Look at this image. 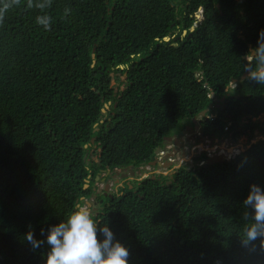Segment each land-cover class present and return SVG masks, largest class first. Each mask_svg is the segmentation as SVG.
Returning <instances> with one entry per match:
<instances>
[{
  "label": "trees",
  "instance_id": "1",
  "mask_svg": "<svg viewBox=\"0 0 264 264\" xmlns=\"http://www.w3.org/2000/svg\"><path fill=\"white\" fill-rule=\"evenodd\" d=\"M38 2L0 0V264H44L49 246L33 248L29 234L44 240L92 198L96 177L149 166L205 110V131L249 147L133 182L94 216L128 264H264L260 242L240 239L249 185L264 186V84L247 72L264 0ZM112 74H126L113 102Z\"/></svg>",
  "mask_w": 264,
  "mask_h": 264
},
{
  "label": "clouds",
  "instance_id": "2",
  "mask_svg": "<svg viewBox=\"0 0 264 264\" xmlns=\"http://www.w3.org/2000/svg\"><path fill=\"white\" fill-rule=\"evenodd\" d=\"M31 6L32 5L29 4V7ZM8 7V4L0 7V16L4 14ZM35 7L46 9L49 7L48 0H40ZM64 11L65 14H67L68 9L66 8ZM202 19L201 10L198 14V20L202 21ZM50 20L51 18L47 14L38 15L36 17V23L42 25L44 28L49 27ZM247 55V60L252 59L254 61V66L247 69L249 78L255 83L264 84V29L258 32L256 45L249 49ZM235 83L236 82H233L231 87H234ZM255 135L257 136V134ZM222 138L229 139L225 137ZM200 146L204 150L215 149L213 146L210 148H206L203 144ZM166 148L165 150L160 148L159 154L156 155V163L158 162L157 159H159V156L166 153ZM195 151L197 152L195 153V156L199 153L200 155L205 153L207 157V152L193 150V152ZM234 152L236 151L233 150V153ZM240 152L242 151H238L237 153H234L235 155H231L222 151L220 153L212 154L210 157H207V160L213 156L223 155L224 158L229 161ZM228 156L231 157L228 158ZM191 158H189L190 161H192ZM169 161L173 164V160L168 159V157H166L164 163L168 164ZM159 164L160 163H157L156 165L159 166ZM156 165L153 166L150 164L149 167L155 169ZM123 169L124 170L116 169L114 171H106V174L115 173L119 170L120 173L122 172L118 175L119 178V176L127 174L124 173L126 168ZM144 174L143 177L146 176V178L149 177L147 174L151 175L149 172H145ZM96 178L98 179L100 176ZM89 182H87L88 187ZM97 199L98 198L96 197V201H98ZM102 201L103 200L99 203ZM242 205L245 209L243 214L244 220L248 223L243 229V238H240L241 242L245 246H248L253 242L259 241L261 249L264 250V186L256 183L250 184L247 195L242 201ZM41 235L44 236V240H35L31 234H29L27 238L33 248L39 247L45 242L49 246L44 264H128V248L115 238L113 231L107 223L103 226L101 225V222L94 216L93 210L86 204L76 205L73 211L65 218L60 219L58 223L50 225L47 228L46 235L42 229Z\"/></svg>",
  "mask_w": 264,
  "mask_h": 264
},
{
  "label": "rangeland",
  "instance_id": "3",
  "mask_svg": "<svg viewBox=\"0 0 264 264\" xmlns=\"http://www.w3.org/2000/svg\"><path fill=\"white\" fill-rule=\"evenodd\" d=\"M177 34V33H176ZM178 38H181V36L177 37ZM125 76L122 75V74H112L111 75V81H110V84L108 85V90H109V95H110V100H112L111 102H113V99L116 98V96L118 95V92L119 91H122L124 89V81H125ZM262 120H264V115L261 117ZM202 120L201 119V116L200 117H197L196 118V123L198 121ZM185 124V125H184ZM184 127H180L179 129H184L186 124L187 125H193V120L191 122L189 121H186L184 122ZM189 127V126H188ZM189 131V130H188ZM186 131V133L184 134V137H187L189 136V132ZM191 132V130H190ZM259 133V132H258ZM257 133V136L256 138L254 139V141L260 139V135ZM202 134V133H201ZM222 139V138H221ZM201 142L202 144L205 146V143L206 142H209V143H214V141H212L211 138H208L207 136L202 138L201 139ZM187 143H191L189 141H187ZM220 143V147L224 148L225 150V153L226 154H231V155H235L234 153H237L238 151H244L248 148L249 146V143L247 142V139L246 138H241L239 139V141H237L236 143L235 142H231V140L229 139H222L219 141ZM193 145V143H192ZM189 145H185L184 147H187L188 148ZM170 146H168L166 148V151L169 149ZM233 150H235L236 152L233 153ZM197 153V152H196ZM166 153L165 154H161L159 156V159H158V162L160 163H163V159L166 158ZM191 156L195 157V153L192 152L191 153ZM91 157L96 160V156L95 154H91ZM171 158L168 156V159ZM175 158V162L176 163H179L178 166H176L175 168L177 169L180 164H183L181 166H188L189 168L190 167H193L194 166V163L193 161H190L187 157V159H180L177 155L174 156ZM164 166L167 165V163H163ZM173 165V164H172ZM141 173H138L136 174L134 180L136 179H141L145 174V172H149V174H151L154 170V168H151L149 166H146V167H142L141 169ZM162 171V170H160ZM124 173H128L127 170L124 171ZM121 174L119 170H117L115 173H102L100 178H98L97 180H95V184H93L94 188H95V194L92 196V198L88 201L84 200V204L90 206V208L93 210V214L95 215L99 209L103 206L101 203H99L98 201H96V197L97 198H100L101 200H104L105 196L106 195H119L120 193V190L121 189H124V186H125V182L124 181H121V178L119 177L118 179V175ZM147 176H150L147 174ZM130 177V176H129ZM103 178V179H102ZM126 178V177H124ZM102 179V180H101ZM120 180V183H118V181ZM107 184L110 185L107 187ZM116 184V185H115ZM87 202L89 204H87ZM97 209V210H96Z\"/></svg>",
  "mask_w": 264,
  "mask_h": 264
},
{
  "label": "flooded vegetation",
  "instance_id": "4",
  "mask_svg": "<svg viewBox=\"0 0 264 264\" xmlns=\"http://www.w3.org/2000/svg\"><path fill=\"white\" fill-rule=\"evenodd\" d=\"M190 130H191V132H190ZM186 131H188L190 134H189V136L184 137V134L186 133ZM203 133H209V132H207V131H205L203 129L202 120H200L197 123H194L193 122V125H187L186 124V126H185L184 129H179L177 132H175L172 135H170L169 137H167V138H170L171 140H165V144H164L165 145V148L168 147V146H170L169 149L166 151V154H167L166 157H168V156L171 157L169 159H172L173 160V165H171V166H169L167 168H164V166L162 164L165 162V160H166V158H165V159H163V163L157 162V163H160V164H159V166L156 165V168L153 170V172L151 173L150 176H152L154 178L155 176L160 177V175H162V176L163 175L164 176H166V175H168V176L173 175L174 172H175V170H176L175 167L178 166V164H179V163H176L174 161L175 160L174 156L177 155L180 159H187V158L189 159V158H191L192 157L191 156V153L194 150L193 147L200 146L202 144L201 139L204 138V137H206V135L204 136ZM210 138L212 139V141H214V143L213 142L212 143L206 142L205 143V147L206 148H210L212 146L213 147H215V146L218 147V148L214 149L215 151L210 152L211 155L214 154V153H220L222 151H225L224 148H222V147L219 146L220 145L219 141L222 140V139H224V138L221 139V138H218V137H215V136H212ZM176 140L178 141L179 144H176ZM187 141H189L191 143H187ZM192 143H193V145H192ZM185 145H189L188 148L187 147H184ZM194 153H196V151ZM200 156L201 155L199 153L195 157L193 156L191 158V160L192 161L193 160H198ZM207 157H210V156H208V153H207ZM194 158H196V159H194ZM157 161H158V159H157ZM193 162H195V161H193ZM181 165H183V164H180L179 167H181ZM125 170H127V172H128L126 174V175H128V177L127 178H124V176H119L121 178V181H124L125 182V186L128 185V186L131 187V186H133L131 183H133V182H138L139 183L143 179L146 178V176H145V177H143V178H141L139 180L138 179L134 180L136 174L141 173V171L138 170L137 172H135V175L134 176H131L130 169H125ZM160 170H162V171H160ZM119 183H120V180L118 181L117 184H119Z\"/></svg>",
  "mask_w": 264,
  "mask_h": 264
},
{
  "label": "water",
  "instance_id": "5",
  "mask_svg": "<svg viewBox=\"0 0 264 264\" xmlns=\"http://www.w3.org/2000/svg\"><path fill=\"white\" fill-rule=\"evenodd\" d=\"M219 7V6H218ZM165 41H169V38H165L164 39ZM93 58H94V54H93ZM94 64H95V61H94ZM94 66V65H93ZM124 76L126 77V74H124ZM106 110H109V104H107V105H105V109H103V112L105 113L106 112ZM208 112V110H205V111H203L202 113H201V117H204L205 115H206V113ZM193 122L194 123H196V118H194L193 119ZM196 127V126H195ZM198 128V127H197ZM255 134H257V131L255 132ZM203 135L205 136H208V137H212L213 136V134L212 133H203ZM165 140H171L170 138H165ZM257 141V140H256ZM256 141H252L251 143L253 144V143H255ZM91 143H94V139L91 141ZM176 144H179L178 143V141L176 140ZM249 147V146H248ZM159 151H160V148L156 151V155L157 154H159ZM194 159H196V158H194ZM225 161H228V160H226L225 158H224V156L223 155H220V156H213L212 158H210V159H208L207 160V162L205 163V165H210V164H216V163H223V162H225ZM157 163H156V160L154 161V162H152L151 163V165H153V166H155ZM172 165V163L169 161L168 162V164L166 165V166H164L165 168H167V167H169V166H171ZM120 170H124L123 168L122 169H120ZM130 174H131V176H134L135 175V172H134V170L132 169V168H130ZM124 177H128V175H126V174H124ZM97 179V178H96ZM87 182H89V181H87ZM170 183V182H169ZM88 187V185H86L85 186V188H87ZM107 187H108V185H107ZM130 188H132V186L130 187ZM113 201H111V200H107L106 201V203H112ZM87 204H89L88 202H87ZM101 204H103V201L101 202ZM97 210V209H96Z\"/></svg>",
  "mask_w": 264,
  "mask_h": 264
},
{
  "label": "built area",
  "instance_id": "6",
  "mask_svg": "<svg viewBox=\"0 0 264 264\" xmlns=\"http://www.w3.org/2000/svg\"><path fill=\"white\" fill-rule=\"evenodd\" d=\"M214 148L216 149V148H218V147L215 146ZM193 149H194V150H198L199 152H203V151H205V152L208 153V156H211V153H210V152L215 151L214 149H213V150H210V149H206V150H204L201 146L193 147ZM229 157H231V156H228V158H229Z\"/></svg>",
  "mask_w": 264,
  "mask_h": 264
}]
</instances>
